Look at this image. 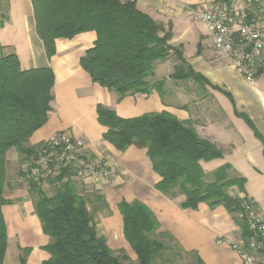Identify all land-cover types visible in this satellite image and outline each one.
<instances>
[{
    "label": "crops",
    "instance_id": "0c3cea01",
    "mask_svg": "<svg viewBox=\"0 0 264 264\" xmlns=\"http://www.w3.org/2000/svg\"><path fill=\"white\" fill-rule=\"evenodd\" d=\"M134 2L136 9L165 28L171 26L172 47L180 48L183 59L209 85L194 81H175V60L154 65L149 81L165 80L161 96L133 94L118 101V95L93 83L80 67L85 51L96 40L94 32L55 41V55L48 59L42 42L35 33L31 0H8L7 19L0 28V46L4 53H14L21 70L50 68L54 75L53 101L46 124L37 130L26 148H33L52 134L66 131L84 142L86 157L115 165L118 171L101 194L110 215L101 220L104 232L122 233L118 211L121 201H138L155 215L161 232L170 234L184 252L194 253L202 264H241L229 242L237 240L241 231L234 216L222 206L210 209L200 204L197 210L182 209L183 197L171 200L154 186L159 177L152 170L146 150L128 147L117 151L103 140L106 128L97 121L98 104L119 118L131 119L144 114L167 112L183 123H190L196 134L214 144L222 157L200 162L206 175L227 164L231 176L244 180V192L232 188L229 194L252 202L264 218V77L245 81L229 60L211 47L206 28L194 22L188 8L206 10L225 5L245 10L249 21L259 20L254 6L244 0H120ZM200 27V29H199ZM239 115L253 124L258 137ZM26 156L11 149L6 154L5 183L1 216L5 225L7 247L3 264H42L49 259L43 247L49 238L42 232L28 194V181L43 178L36 171L25 174ZM44 190V189H43ZM124 238V237H123ZM221 240L220 243H217ZM29 250L27 255L22 250ZM10 257L12 262H7Z\"/></svg>",
    "mask_w": 264,
    "mask_h": 264
},
{
    "label": "trees",
    "instance_id": "16d2710c",
    "mask_svg": "<svg viewBox=\"0 0 264 264\" xmlns=\"http://www.w3.org/2000/svg\"><path fill=\"white\" fill-rule=\"evenodd\" d=\"M31 5L35 33L48 59L55 55L57 39L95 33L94 45L81 57L80 67L93 83L116 93L118 101L127 95L152 91L161 96L165 80L151 82L149 79L155 63L171 56L176 64L169 78L209 85L186 63L180 48L169 44L171 26L165 28L141 13L134 2L31 0ZM7 10L8 0H0V28L7 19ZM3 51L0 46V264L7 247L1 216V207L6 204L3 199L6 154L15 149L26 159L33 157L35 147L26 148L25 144L47 122L54 85L50 68L21 70L17 56ZM96 113L98 123L106 128L103 140L117 151L123 152L130 146L146 150L152 170L159 177L155 190L171 200L183 197L182 209L197 210L200 204L210 209L222 206L234 216L241 234H247L239 218L242 198L229 194L232 188L244 192V180L231 176V167L227 164L211 175L205 174L200 162L221 158L222 152L201 139L190 123H183L167 112L122 119L100 104L96 106ZM239 116L258 137L251 121ZM54 169L56 175L53 173L52 178L43 176L28 181L35 215L43 234L49 238L43 247L49 259L42 264H122L93 222V215L101 207L108 209L104 197L99 193H93L92 198L79 194L68 168L52 166L39 174L49 176ZM44 184L51 186V195L43 190ZM117 207L123 237L136 264H157L167 250L158 237L175 242L173 237L159 231V222L144 204L121 201ZM22 253L27 255L29 250ZM20 263L24 264L22 258Z\"/></svg>",
    "mask_w": 264,
    "mask_h": 264
},
{
    "label": "built area",
    "instance_id": "2783aa9c",
    "mask_svg": "<svg viewBox=\"0 0 264 264\" xmlns=\"http://www.w3.org/2000/svg\"><path fill=\"white\" fill-rule=\"evenodd\" d=\"M255 7L259 20L249 21L245 10L225 5L206 10L188 8L194 22L205 26L213 50L226 57L247 82L264 77V0H244ZM84 142L61 131L35 146L34 155L24 161L22 170L49 171L68 168L74 182L102 186L118 174L115 165L86 157ZM30 178H34L31 176ZM239 218L247 234L229 242L241 264H264V218L254 204L242 198ZM218 240L217 243H220Z\"/></svg>",
    "mask_w": 264,
    "mask_h": 264
},
{
    "label": "rangeland",
    "instance_id": "374dc122",
    "mask_svg": "<svg viewBox=\"0 0 264 264\" xmlns=\"http://www.w3.org/2000/svg\"><path fill=\"white\" fill-rule=\"evenodd\" d=\"M54 172H56L55 169L53 172H51V175L49 176L43 175V176L44 178H52L50 176H54L52 175ZM113 177H111L110 180ZM109 181L104 183V185L107 184ZM75 184L77 186L79 194H82L85 197L86 196L91 197L93 193H98L99 190L101 189V186L90 183L75 182ZM43 189L47 195H51L53 192L51 186H49L48 184H44ZM101 208L102 209L99 213L93 215V222L96 225V229L98 233L105 237L107 246L112 250L113 255L119 258L122 264H136L135 256L131 252L124 238L120 235L119 231L115 232L114 234L113 233L107 234L102 229L101 220L105 217H108L110 215V212L105 207H101ZM158 240L166 245L167 250L165 253H163L161 259L158 261L157 264H199L197 262L196 256L193 253L181 251L179 247L176 246L175 242H171L169 238L158 237ZM6 261L8 263L12 262L10 257H8Z\"/></svg>",
    "mask_w": 264,
    "mask_h": 264
}]
</instances>
